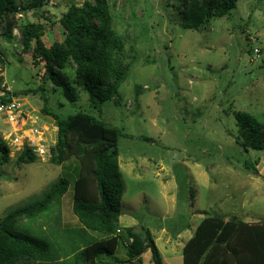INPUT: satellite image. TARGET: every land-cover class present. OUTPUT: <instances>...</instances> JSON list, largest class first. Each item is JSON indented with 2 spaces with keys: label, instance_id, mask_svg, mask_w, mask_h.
Instances as JSON below:
<instances>
[{
  "label": "rangeland",
  "instance_id": "1",
  "mask_svg": "<svg viewBox=\"0 0 264 264\" xmlns=\"http://www.w3.org/2000/svg\"><path fill=\"white\" fill-rule=\"evenodd\" d=\"M68 2L48 0L39 11L18 17L43 25L48 47L63 40L59 20ZM108 2L127 55L119 105L95 101L93 107L83 92L76 102H67L44 77L42 65H32L31 51H22L18 27L10 41L0 29V85L16 94L43 89L14 97L20 115L13 122L0 112V144L10 157L0 165V219L40 201L66 178L70 184L60 202L20 220L15 229L48 243L62 264L70 263L80 244L70 162L55 165L46 156L17 164L19 150L9 140L21 135L50 151L57 128L41 112L46 100L61 118L87 113L122 134L115 146L124 183L120 225L135 231L147 227L159 263L182 264V248L206 215L236 216L249 224L264 220V150L246 152L235 143L240 130L234 119L245 112L264 122V0H241L228 18L211 20L197 31L181 27V0ZM256 161L258 175L244 169L246 162ZM115 256L123 263L106 262L127 264L122 246ZM141 262L155 264L150 250Z\"/></svg>",
  "mask_w": 264,
  "mask_h": 264
},
{
  "label": "trees",
  "instance_id": "2",
  "mask_svg": "<svg viewBox=\"0 0 264 264\" xmlns=\"http://www.w3.org/2000/svg\"><path fill=\"white\" fill-rule=\"evenodd\" d=\"M47 1L0 0L1 35L10 41L13 29L18 27L22 51H31L32 65H42L44 77L62 90L67 102H76L83 92L89 96L93 107L95 101L119 105V89L128 69L127 55L122 37L114 30L108 0H87L80 7L68 2L59 20L64 31L63 40L48 47L42 41L43 25L21 22L17 18L27 11H39ZM239 1L181 0V27L197 31L211 20L228 18ZM0 90V105L11 103L17 95L43 91L39 87L16 94L4 83ZM41 98L45 99L43 93ZM46 103L44 100L41 112L50 117L57 128L49 160L64 166L70 162L72 212L81 227L78 230L80 244L70 254L72 257L67 264H110L107 258L123 263L115 256L119 246L125 249L127 264H142L141 255L147 250L152 252L155 264H160L150 230L140 226L135 231L119 222L124 183L115 146L122 134L87 113L77 112L61 118L50 111ZM234 119L240 130L235 143L246 152L264 150V122L245 112L235 113ZM8 154L9 148L1 142L0 165L10 160ZM35 160V154L25 148L18 154L16 163ZM257 164V161L246 162L244 169L258 175ZM69 184L66 178H59L40 201L0 219V264H62L61 256L48 243L15 228L20 220L34 218L51 204L59 203ZM182 264H264V220L249 224L236 216L226 220L220 215H206L182 248Z\"/></svg>",
  "mask_w": 264,
  "mask_h": 264
},
{
  "label": "built area",
  "instance_id": "3",
  "mask_svg": "<svg viewBox=\"0 0 264 264\" xmlns=\"http://www.w3.org/2000/svg\"><path fill=\"white\" fill-rule=\"evenodd\" d=\"M68 1L70 3L76 5V6L80 7L87 0H68ZM18 16H21V14L17 15V17ZM16 29L17 28H15V31L13 29V31L16 32L17 30H19V29H17V30ZM13 31H12V34L14 35ZM254 53L258 54V50L254 49ZM2 87H3V85H2ZM19 106H20V103L17 101V99H13L12 102L9 103V104L0 105V112L4 113V115L7 118V120H9L10 122H13L14 121V117L16 118L17 114H18V116L20 115V113L18 111L19 110V108H18ZM9 140L12 143L11 147H13L16 150H19V153L26 148V149H29L32 153H34L36 157L41 158V159H43L46 156L47 157L51 156V154H50L51 151L47 150L45 148V146H43L41 144V141H37L36 142L34 140H29L28 138L22 137L21 135H19V137L9 136ZM31 142L33 144H31ZM50 150H51V148H50ZM117 233H119V230L117 231Z\"/></svg>",
  "mask_w": 264,
  "mask_h": 264
},
{
  "label": "crops",
  "instance_id": "4",
  "mask_svg": "<svg viewBox=\"0 0 264 264\" xmlns=\"http://www.w3.org/2000/svg\"><path fill=\"white\" fill-rule=\"evenodd\" d=\"M131 173H134V172L131 170ZM190 238H191V237H190ZM190 238H189V239H190ZM189 239H188V240H189ZM186 242H187V241H186Z\"/></svg>",
  "mask_w": 264,
  "mask_h": 264
}]
</instances>
